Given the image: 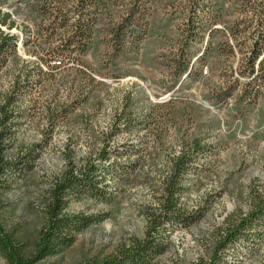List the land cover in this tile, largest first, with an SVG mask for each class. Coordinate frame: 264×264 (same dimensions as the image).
Masks as SVG:
<instances>
[{
	"label": "trees",
	"instance_id": "16d2710c",
	"mask_svg": "<svg viewBox=\"0 0 264 264\" xmlns=\"http://www.w3.org/2000/svg\"><path fill=\"white\" fill-rule=\"evenodd\" d=\"M5 1L0 0V4ZM14 1V12L27 11L41 41L34 44L38 59L29 61L27 74L13 83L0 106V192L11 186L6 174L21 175L25 170H32L43 147L30 144L16 157H7V142L15 137L11 126L24 112L16 105L19 100L44 83L52 88L53 95L47 105L50 136L59 120H68L80 106L87 109L95 91L108 85L95 73L101 75V70L111 62L116 68L120 60L130 59L140 49L142 40L159 26L171 27L174 32L167 41L169 53H160L170 72L171 87L186 78L199 76V68L206 66L212 53L225 56L218 65L221 68L229 58H235L237 50L236 65L217 70L225 84L218 91L212 89L215 98L225 102L235 95L241 115L251 111L259 99H264V0H169L162 5L165 17L161 22L153 19L155 0ZM179 1L181 8L168 9L170 3L173 7ZM0 25L9 28L14 25L11 14L1 8ZM216 34L222 36V41L210 47L208 43ZM31 38L38 41L37 37ZM17 45L18 37L0 27V70L15 53ZM90 52H98L103 60L98 69L84 60ZM135 97L132 92L125 95L121 107L115 110L110 133L101 137L102 146L91 151L80 165L65 155L62 173L55 177L43 196L44 223L33 250H27L16 230L7 229L0 219V257L6 264H54L45 259L63 252L74 243L77 233L103 220V215L72 213L68 207L73 199L84 196L110 202L118 194L119 186L133 177L144 155L146 140L144 137L138 141L130 139L118 147L110 144L112 137L135 130H153L164 118L171 120L175 115L173 108L163 114L160 105L146 106ZM97 105L101 107L100 103ZM83 112L86 114V110ZM213 151L198 135L183 139L179 153L169 159L159 204L147 214L143 236L132 239L129 245H120L112 254L72 264H153L166 252L170 234L202 216L197 210L183 209L180 200L189 176L198 174V163ZM242 244L253 250V254L258 251L255 246L264 247V183L260 188H253L246 213H229L225 217L209 258H199L193 264H222L225 250L232 248L237 253Z\"/></svg>",
	"mask_w": 264,
	"mask_h": 264
},
{
	"label": "rangeland",
	"instance_id": "374dc122",
	"mask_svg": "<svg viewBox=\"0 0 264 264\" xmlns=\"http://www.w3.org/2000/svg\"><path fill=\"white\" fill-rule=\"evenodd\" d=\"M155 1L153 19L161 22L165 17L161 12L162 5L169 0ZM15 6L14 0L0 4L1 10L9 12L14 21L11 28L0 27L18 37L15 53L0 70V106L13 83L27 74L29 61H35L39 56L34 47L41 41L38 28L26 10L15 13ZM181 7L180 1L173 7L172 3L168 5V9ZM172 30L167 26L157 27L142 40L140 49L130 59L120 60L116 68L110 61L109 66L101 70V75L95 73L108 85L95 91L88 100L87 109L80 106L68 120H59L50 136L47 105L53 90L47 83L30 95H24L16 104L24 112L11 126L15 137L7 142V157H16L30 144L38 143L43 147L32 170H25L21 175L6 174L11 186L0 192V219L7 229L16 230L27 250H33L38 240L44 223L42 199L55 177L62 173L65 155L80 165L91 151L100 148L101 137L110 133L115 110L121 107L125 95L134 93L136 99L139 97V103L146 106L158 104L163 114L170 108L175 112L174 118H164L153 130H135L112 137L110 144L118 147L130 139L138 141L144 137L146 140L144 155L133 177L119 186L118 194L110 202L87 196L73 199L68 207L70 212L95 213L104 218L77 233L71 246L46 258L45 262L72 264L89 257H103L115 252L120 245H129L132 239L141 238L147 214L159 204L169 159L179 153L183 139L192 135H198L214 149L212 155L198 163V174L189 176L180 200L183 209L197 210L202 216L190 226L170 234L166 252L153 264H193L199 258L208 259L225 217L229 213H246L253 188H260L264 183V99H259L251 111L241 115L235 95L221 102L212 91H218L225 84L217 70L236 65L238 51L235 58H229L221 68L218 65L225 56L212 53L206 66L199 68V76L186 78L171 87L170 72L160 53H169L167 41L174 34ZM29 37H37L38 41ZM220 41L222 36L216 34L208 45L213 47ZM100 50L104 52L105 49L101 47ZM97 53L90 52L84 57L94 69L103 63ZM99 103L101 107L97 108ZM238 248L237 253L232 248L226 249L222 264L264 263L263 246H255L256 254L243 244ZM0 264H6L1 257Z\"/></svg>",
	"mask_w": 264,
	"mask_h": 264
},
{
	"label": "built area",
	"instance_id": "2783aa9c",
	"mask_svg": "<svg viewBox=\"0 0 264 264\" xmlns=\"http://www.w3.org/2000/svg\"><path fill=\"white\" fill-rule=\"evenodd\" d=\"M217 25H219V24H217Z\"/></svg>",
	"mask_w": 264,
	"mask_h": 264
}]
</instances>
